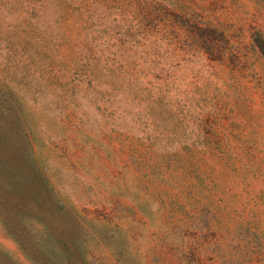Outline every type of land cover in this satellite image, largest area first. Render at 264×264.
I'll use <instances>...</instances> for the list:
<instances>
[{
	"label": "rangeland",
	"instance_id": "obj_1",
	"mask_svg": "<svg viewBox=\"0 0 264 264\" xmlns=\"http://www.w3.org/2000/svg\"><path fill=\"white\" fill-rule=\"evenodd\" d=\"M0 124V264H264V0H0Z\"/></svg>",
	"mask_w": 264,
	"mask_h": 264
},
{
	"label": "trees",
	"instance_id": "obj_2",
	"mask_svg": "<svg viewBox=\"0 0 264 264\" xmlns=\"http://www.w3.org/2000/svg\"><path fill=\"white\" fill-rule=\"evenodd\" d=\"M24 143H30V141L29 142L25 141ZM14 144L15 143L11 141V138L9 136H7V134L5 133L4 129L2 128V126L0 124V147L3 145H7L8 148H12V147L14 148ZM12 153H14V151L8 152V154L6 155V158H4V159L1 158V156H3L4 154L0 153V200L8 201V202H5V201L4 202L7 204V206L10 205L11 208H14L17 206V204L15 203V198H16V193L18 191V187L21 183V179L24 177L26 172H28V170H31V169L34 170L36 166H34V160L31 158L28 151L26 152V155H25V151L24 150L22 151V145H20V153H21V155L23 154L22 157L25 160V162L27 163V166H28L27 170L21 169V167H19V165H17L13 161L15 159L10 158ZM33 170H31V172ZM40 175L43 177V175L41 173H40ZM42 182L46 183L44 177L42 178ZM44 187L45 188L42 187V188L38 189L36 187V185L30 184L28 186V191L31 194L30 197H31L33 203H40V201L45 198L47 186H44ZM49 196H51V195L49 194ZM39 198H40V200H39ZM59 207L61 208L60 205H59ZM4 211L6 213L8 212L7 209H5ZM26 211H28V210H26ZM3 221H4V227L18 239L20 246H22V248H23L24 242H23V240H21L19 238V232H17V229L19 230V228L16 227L11 222H9V218L7 215H4ZM40 223L42 226H41V228H39V230H37V232H38L37 241L42 242L41 245H42L44 251H46L50 254L53 253L52 255H56L55 249H54V244L57 240L56 236H58V234H56V232L49 225V222H47L46 219L42 218L40 220Z\"/></svg>",
	"mask_w": 264,
	"mask_h": 264
}]
</instances>
